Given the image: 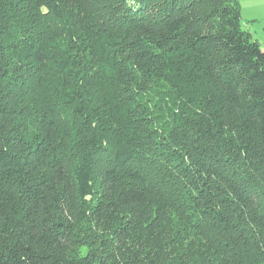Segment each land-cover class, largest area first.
Returning <instances> with one entry per match:
<instances>
[{"label":"trees","instance_id":"16d2710c","mask_svg":"<svg viewBox=\"0 0 264 264\" xmlns=\"http://www.w3.org/2000/svg\"><path fill=\"white\" fill-rule=\"evenodd\" d=\"M0 264H264L237 0H0Z\"/></svg>","mask_w":264,"mask_h":264},{"label":"rangeland","instance_id":"374dc122","mask_svg":"<svg viewBox=\"0 0 264 264\" xmlns=\"http://www.w3.org/2000/svg\"><path fill=\"white\" fill-rule=\"evenodd\" d=\"M241 6L243 28L250 32L264 49V0H237Z\"/></svg>","mask_w":264,"mask_h":264}]
</instances>
